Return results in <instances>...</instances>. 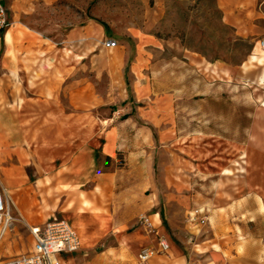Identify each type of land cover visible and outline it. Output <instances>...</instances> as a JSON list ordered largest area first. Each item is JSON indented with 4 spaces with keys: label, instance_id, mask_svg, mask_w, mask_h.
<instances>
[{
    "label": "crops",
    "instance_id": "0c3cea01",
    "mask_svg": "<svg viewBox=\"0 0 264 264\" xmlns=\"http://www.w3.org/2000/svg\"><path fill=\"white\" fill-rule=\"evenodd\" d=\"M256 1L216 4L223 22L246 36L254 32L249 20ZM103 34L104 26L85 24L54 42L12 24L0 35V192L11 217V233L0 237L2 259L29 253L30 229L55 219L66 221L79 243L88 231L111 235L128 249L126 263L136 264L139 252L156 249L161 237L167 254L154 255L149 264H264V223L240 222L248 214L264 216V111L255 115L243 173L235 176L244 196L226 202L228 196L219 193L217 204L195 210L194 242L188 243L159 201L136 206L135 191L156 183L151 155L149 147L133 159L123 153L135 116L121 119L113 110L127 98L119 99L126 61L118 51L122 72L116 70L121 65L104 64V54L116 46L102 45ZM194 67L215 71L198 57ZM119 154L126 160L123 168ZM248 199L262 207H241ZM79 250L59 257L61 264L114 263L108 255L82 259Z\"/></svg>",
    "mask_w": 264,
    "mask_h": 264
},
{
    "label": "rangeland",
    "instance_id": "374dc122",
    "mask_svg": "<svg viewBox=\"0 0 264 264\" xmlns=\"http://www.w3.org/2000/svg\"><path fill=\"white\" fill-rule=\"evenodd\" d=\"M4 4L9 26L26 27L54 42H62L71 29L85 24L104 26L102 45L116 40L103 62L121 65L116 70L122 72L126 61L119 99L127 98L113 110L121 119L135 116V126L128 127L123 141L128 152L123 153L133 159L141 147H149L156 182L149 189H136L138 208L146 201H159L164 215L192 243L195 210L217 204L219 193L228 196L226 202L244 196L235 176L243 173L255 115L264 111V50L256 45L264 38V0L256 1L249 20L254 32L246 36L223 22L216 0H4ZM195 57L214 65V74L196 69ZM139 125L144 128L137 131ZM124 154L118 155L122 168ZM257 206L262 207L253 199L241 202L248 211ZM241 221L264 223V216L248 214ZM95 235L88 231L83 244L80 240L82 259L108 255L113 264H131L126 263L128 249L115 238Z\"/></svg>",
    "mask_w": 264,
    "mask_h": 264
},
{
    "label": "built area",
    "instance_id": "2783aa9c",
    "mask_svg": "<svg viewBox=\"0 0 264 264\" xmlns=\"http://www.w3.org/2000/svg\"><path fill=\"white\" fill-rule=\"evenodd\" d=\"M8 25L7 9L4 0H0V35ZM104 46L114 48L116 42L109 40L104 43ZM258 46L264 50V38L258 41ZM10 222L9 210L0 192V237L8 230ZM201 223H203L202 220ZM30 233L34 243L32 250L16 257L0 259V264H61L59 257L67 256L80 247L76 232L64 220H51L43 227L31 228ZM168 249L167 241L159 237L157 248H143L137 256L136 264H149L154 255L166 253Z\"/></svg>",
    "mask_w": 264,
    "mask_h": 264
},
{
    "label": "trees",
    "instance_id": "16d2710c",
    "mask_svg": "<svg viewBox=\"0 0 264 264\" xmlns=\"http://www.w3.org/2000/svg\"><path fill=\"white\" fill-rule=\"evenodd\" d=\"M127 116H125L123 119H125Z\"/></svg>",
    "mask_w": 264,
    "mask_h": 264
}]
</instances>
